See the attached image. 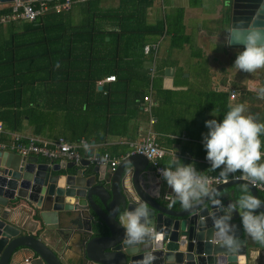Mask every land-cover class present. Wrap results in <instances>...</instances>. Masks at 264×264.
<instances>
[{"label": "trees", "instance_id": "1", "mask_svg": "<svg viewBox=\"0 0 264 264\" xmlns=\"http://www.w3.org/2000/svg\"><path fill=\"white\" fill-rule=\"evenodd\" d=\"M56 1L61 0H49ZM151 1L120 0L117 7L103 8L100 0H88L77 4V20L71 11H51L33 21L19 20L7 36L0 26V111L6 126L16 130L19 118L27 116L36 135L47 130L52 137L75 141L83 136L103 143L108 136H125L130 119H146L141 100L149 83L143 63L151 55L143 53V46L163 34L171 35L170 47L189 42L173 22L180 20L181 10L170 16L172 25L168 16L146 24ZM9 9L1 8L0 14ZM108 75L114 80L98 90L96 82ZM162 76L157 68L150 84L156 134L168 127V93L177 95L175 103L184 105L190 119L215 111V119L222 121L230 104L242 103L247 115L261 122L264 99L239 83L232 84L236 96L229 100L226 91L194 93L192 83L184 90L163 88Z\"/></svg>", "mask_w": 264, "mask_h": 264}, {"label": "water", "instance_id": "2", "mask_svg": "<svg viewBox=\"0 0 264 264\" xmlns=\"http://www.w3.org/2000/svg\"><path fill=\"white\" fill-rule=\"evenodd\" d=\"M223 5L229 8L228 28L264 27V0H223ZM168 71L165 68L164 73ZM152 174L156 177L137 152L127 153L110 169L91 165L86 158L79 166L62 165L0 150V264L16 263L26 255L28 264H140L146 251L153 252V264H244L239 257L246 247L238 213H233L231 223L240 246L228 251L214 238L212 217L222 213L211 200L205 198L192 209H184L179 201L169 207L174 193L160 184L161 179L154 181ZM245 183L232 179L213 187L227 206L240 195L237 189L227 188ZM250 191L257 196L251 185ZM137 201L148 205L151 224L161 236L149 249L129 248L118 222L119 214L132 210ZM10 204H27L29 213L51 234H22L7 221ZM44 235L61 243V252L49 247ZM70 236L77 239L68 240ZM68 249L73 255L64 257Z\"/></svg>", "mask_w": 264, "mask_h": 264}, {"label": "crops", "instance_id": "3", "mask_svg": "<svg viewBox=\"0 0 264 264\" xmlns=\"http://www.w3.org/2000/svg\"><path fill=\"white\" fill-rule=\"evenodd\" d=\"M36 1L37 0H34L33 3H36ZM44 1L47 2L48 5L52 4L49 0ZM119 1L120 0H100L99 4L103 8H114L119 6ZM77 4L79 3H74L68 10L60 12L71 11L73 19L77 20ZM10 5L11 2L0 3V9L5 7L10 8ZM178 10H181L180 20L176 21L175 19L173 22L175 21V23H177L175 24L176 26L182 27L183 33L189 37V42L183 43L180 47H170L171 35L168 34L166 36L163 34V36L161 35L160 38L157 39L158 49L154 57L148 55V58L145 59L143 63V68L148 76L149 83L145 94L148 93L151 103L149 112L143 111L147 120L145 118L141 120L130 119L125 136H108L103 143H90L83 136L75 141L68 140L74 143L83 140L84 143L86 142L91 145V148L87 150L83 145L79 146L78 151L83 158L97 152H106L111 158H115L119 162L127 153L132 151V146L130 144L140 141L146 131H150L154 135L156 144L164 150V154L159 160L160 165L168 167L171 162L179 159L180 162L185 165L193 164L202 174L207 172L220 174V169L212 170L210 163L206 161L207 151L203 143V137L208 132L205 122L210 119H215L216 116L212 115V112L215 113V111H209V113L190 119V116L185 112L184 105L182 107L181 104L175 103L178 99H175L174 96L177 95L168 93V127L165 129L164 133L161 134H156L152 129V124L155 119L151 113V109L155 101L151 96L152 87L150 84L152 85V80L157 68L163 70L161 79L163 88H168L170 90H184L188 83H192V90L194 93L199 94L200 91L205 92L207 90H214L216 92L226 91L228 97V91L234 90L232 84L239 83L244 86V90L255 93L254 90L247 85V82L244 83L237 80V78L233 79L232 72L229 70L230 60L233 56L235 57V53L233 56L230 54L231 48L237 47L227 46L225 43V31L228 29L229 22V8L223 5V0H152L151 5L146 10L145 22L148 25H153L160 21H164L168 16V21L171 22L172 25L170 16L175 15ZM51 11L53 10L49 8L44 14ZM19 20L21 19L10 20L4 23L0 22V26L2 27L1 30H3L6 36L14 27L17 28L20 26L18 25ZM12 24L15 25L13 26ZM151 63H153L154 66V73L152 77H149L147 68ZM165 68H168V74L164 73ZM191 69L192 73L189 74ZM262 78L263 76L261 78L259 77L260 80ZM199 80H201V82H199ZM102 83H104V81L100 84H98V81L96 82L98 90L101 89ZM200 84H204V87L200 86ZM260 86L264 87V83L260 84ZM228 99L231 100L229 97ZM188 107L189 106H187L186 111ZM3 113V111H0V121L4 128L10 131L47 139L58 136L64 137L61 134L52 137L50 134H47V130H43V134L41 135L34 134L32 125L29 123L27 116H21L19 118L18 129H10L6 126L7 124L4 123V120L1 119ZM245 114L247 115V112ZM149 118H152L153 122L150 123ZM260 121L264 122V110H262ZM45 133L46 135H44ZM52 134L55 133L53 132ZM1 139L8 141L6 137H2ZM37 157L39 160L46 163L52 162L66 165L70 162L67 160L52 161L40 156ZM147 166H149L148 163ZM153 179L156 182L158 181L154 176ZM160 184L164 186L167 185L164 180H161ZM236 186L238 185H232L227 189L231 190L235 188L240 192V189ZM256 191L257 197H260L259 199L264 201V193L258 190ZM8 209L9 214L7 216V221L16 225L22 234H51L49 230L44 229V225L40 222L39 218L33 217L29 213L27 204L25 206L18 205L15 207L10 204ZM43 231L44 233H41ZM242 237L245 238L246 252L245 255H239L241 258L240 262H244V264H264V245L252 240L244 230ZM43 239L49 247L61 252V243H56L52 237L46 235L43 236ZM69 239L75 241L77 238L70 236L68 240ZM71 255H73L72 251L68 249L63 256L66 257ZM18 258L19 261L13 264H28V261H24V259L27 260L28 255Z\"/></svg>", "mask_w": 264, "mask_h": 264}, {"label": "clouds", "instance_id": "4", "mask_svg": "<svg viewBox=\"0 0 264 264\" xmlns=\"http://www.w3.org/2000/svg\"><path fill=\"white\" fill-rule=\"evenodd\" d=\"M227 46L243 45L234 61V66L245 73H255L264 69V27L239 25L225 31ZM259 98L264 99V87L254 89ZM244 104L229 105L222 121L210 119L205 122L208 132L203 137L206 159L211 169H220L221 177L241 173L247 181L240 189L235 202L224 206L219 198L221 193L212 186L209 178L199 172L193 164H183L179 159L171 162L161 170V176L171 188L174 196L169 207L179 201L184 209H192L203 202L211 200L213 206L220 210L214 215L213 229L215 240L228 251L239 248L236 226L231 223L233 213H238L242 228L252 240L264 245V201L250 191V185L264 184V122L257 117L246 115ZM213 116H216L212 112ZM87 150L91 145L84 143ZM104 160L107 157L102 158ZM119 224L125 229V244L129 248L143 245L149 249L161 240L150 220L147 204L137 201L132 210H126L118 216ZM155 256L146 251L140 264H153Z\"/></svg>", "mask_w": 264, "mask_h": 264}, {"label": "built area", "instance_id": "5", "mask_svg": "<svg viewBox=\"0 0 264 264\" xmlns=\"http://www.w3.org/2000/svg\"><path fill=\"white\" fill-rule=\"evenodd\" d=\"M85 1L87 0H61L48 5L44 0H37L36 3H33V1L23 2L14 0L11 2L9 11L0 15V22L4 23L15 19L33 21L37 17L43 15L44 12L49 8L54 12L66 11L72 4L82 3ZM157 49L158 41L148 43L143 46V53L150 54L152 57H154ZM147 71L149 77H152L154 73L153 63L149 65ZM113 80L114 76L108 75L102 80L98 81V84H100L102 81L109 82ZM234 96V90H229L228 97L232 99ZM150 104L151 103L148 93L144 94L141 100V109L145 112H149ZM149 122H153V119L149 118ZM2 137H6L8 141L2 140ZM83 144V140H80L78 143H74L68 141L62 136L47 139L39 138L34 135H23L16 131L5 129L2 122L0 121V150L15 152L23 156H40L52 161L67 160L72 162L74 165L79 166L83 157L78 151V148ZM130 145L132 146L131 152L142 154L154 175L158 179L164 180L161 176V170L166 167L160 165L159 163V160L164 154V150L156 144L154 135L150 131H146L140 141L131 143ZM104 157H107V159H102ZM86 159L91 165H105L110 169H113L118 163L117 159L111 158L106 152L91 154L90 156L86 157ZM206 161L210 163L207 159ZM203 175H206L209 178L212 186L219 185L232 179H242V175L239 172L231 174L227 178L221 177L220 174L214 172H207ZM253 187L256 190L264 193V184H258ZM24 261L26 262L27 260L24 259Z\"/></svg>", "mask_w": 264, "mask_h": 264}, {"label": "rangeland", "instance_id": "6", "mask_svg": "<svg viewBox=\"0 0 264 264\" xmlns=\"http://www.w3.org/2000/svg\"><path fill=\"white\" fill-rule=\"evenodd\" d=\"M242 48H231V56H233V54L235 53V57L233 56L232 59L230 60V67H229V70H231L232 72V75H233V79H236L239 80V81H242V82H247V85L254 89L255 87L257 88L258 86H260L259 82H258V79L259 77L261 78V76L264 75V69H260L258 70L257 72L255 73H245L243 71H240L239 69H237L235 66H234V59H236V54H238L239 51H241ZM234 51V52H233ZM192 69L190 70L189 74H191L192 72ZM187 73V72H186ZM259 81H261L259 79ZM235 93V96H236V91H234ZM234 96V97H235Z\"/></svg>", "mask_w": 264, "mask_h": 264}, {"label": "flooded vegetation", "instance_id": "7", "mask_svg": "<svg viewBox=\"0 0 264 264\" xmlns=\"http://www.w3.org/2000/svg\"><path fill=\"white\" fill-rule=\"evenodd\" d=\"M237 55V54H236ZM262 77V76H261ZM258 82H259V84H262V83H264V75H263V78L261 79V81H259V79H258ZM259 87H261V86H258L257 88L255 87L254 89H258ZM253 89V90H254ZM254 92H256V91H254Z\"/></svg>", "mask_w": 264, "mask_h": 264}]
</instances>
